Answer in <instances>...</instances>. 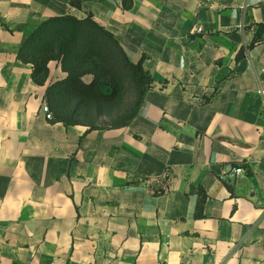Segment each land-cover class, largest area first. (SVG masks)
Returning <instances> with one entry per match:
<instances>
[{
    "label": "crops",
    "instance_id": "obj_1",
    "mask_svg": "<svg viewBox=\"0 0 264 264\" xmlns=\"http://www.w3.org/2000/svg\"><path fill=\"white\" fill-rule=\"evenodd\" d=\"M71 1L0 0V264H264V0ZM67 14L143 59L127 125L46 118L67 74L38 84L18 53Z\"/></svg>",
    "mask_w": 264,
    "mask_h": 264
},
{
    "label": "trees",
    "instance_id": "obj_2",
    "mask_svg": "<svg viewBox=\"0 0 264 264\" xmlns=\"http://www.w3.org/2000/svg\"><path fill=\"white\" fill-rule=\"evenodd\" d=\"M71 4L80 7L78 0H72ZM263 34L264 25H258L248 48L261 44ZM242 54L237 59L240 60ZM18 58L31 64L33 80L41 85L49 75L51 62L58 63L67 74L50 83L45 92V103L52 113L50 121L65 126L108 127L98 122L102 121L105 108L119 100L122 85L128 81L136 92V109L123 122L110 125L113 128L125 126L134 117L152 83L143 67V59L132 62L115 36L95 21L92 14L83 18L67 14L41 21L21 45ZM87 75L92 77L89 83L83 79ZM164 192V188H160L155 193ZM199 194L200 209L206 195L202 196V189Z\"/></svg>",
    "mask_w": 264,
    "mask_h": 264
},
{
    "label": "rangeland",
    "instance_id": "obj_3",
    "mask_svg": "<svg viewBox=\"0 0 264 264\" xmlns=\"http://www.w3.org/2000/svg\"><path fill=\"white\" fill-rule=\"evenodd\" d=\"M122 87L119 100L105 108L104 117L98 122L99 125L110 126L121 123L135 111L137 106L135 89L128 81H125Z\"/></svg>",
    "mask_w": 264,
    "mask_h": 264
},
{
    "label": "built area",
    "instance_id": "obj_4",
    "mask_svg": "<svg viewBox=\"0 0 264 264\" xmlns=\"http://www.w3.org/2000/svg\"><path fill=\"white\" fill-rule=\"evenodd\" d=\"M203 31H204V29H203V26H201V25L195 27V29H194V32L197 33V34H201V33H203ZM261 93L264 95V92L263 91ZM43 112L45 113V116H46V118L48 120H51L52 119V113L50 112V110H49V108H48V106L46 104L43 106ZM236 173L237 174L244 173L243 167H238L236 169ZM169 177H170L169 176V173L167 172L165 174V178L169 179ZM165 186H166V184H163V185H160L159 187L160 188H165Z\"/></svg>",
    "mask_w": 264,
    "mask_h": 264
}]
</instances>
